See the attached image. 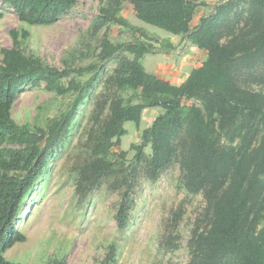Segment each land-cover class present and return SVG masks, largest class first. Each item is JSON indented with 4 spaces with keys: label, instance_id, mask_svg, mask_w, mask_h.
Segmentation results:
<instances>
[{
    "label": "trees",
    "instance_id": "16d2710c",
    "mask_svg": "<svg viewBox=\"0 0 264 264\" xmlns=\"http://www.w3.org/2000/svg\"><path fill=\"white\" fill-rule=\"evenodd\" d=\"M1 1L28 26H52L76 4ZM126 2L139 20L185 38L206 59L174 85L147 72L142 61L154 52L153 44L114 43L106 33L96 61L60 69L25 53L28 29L13 30L14 46L0 51V264H21L5 257L26 241L17 227L21 208L91 99L95 129L79 185L87 181L94 190L114 180L111 186L121 192L115 217L119 231L130 224L140 177L156 181L178 162L184 189L202 194L206 204L190 240L189 264H264V0H222L195 25L202 0H102L89 35L113 24L134 29L122 15ZM118 57L102 91L91 97L106 63ZM87 74L92 78L79 80ZM42 84L49 92L75 98L45 128L18 124L13 109L19 94ZM148 108L163 112L142 131L143 142L132 145L133 161L126 164L127 152L113 161L114 148L128 133L125 125L140 128ZM118 252L112 243L100 264H119ZM47 264L68 263L55 258Z\"/></svg>",
    "mask_w": 264,
    "mask_h": 264
},
{
    "label": "rangeland",
    "instance_id": "374dc122",
    "mask_svg": "<svg viewBox=\"0 0 264 264\" xmlns=\"http://www.w3.org/2000/svg\"><path fill=\"white\" fill-rule=\"evenodd\" d=\"M101 1L76 0L71 11L54 25L28 26L21 24L15 12L0 0V51L14 46L13 30L25 28L30 31V38L22 45L27 55L38 56L60 69H65L67 63L79 68L97 60L99 46L107 33L114 43L153 44L154 52L142 61L147 72L174 85L184 82L205 61V53L190 41L139 20L129 2L124 3L122 15L135 30L113 24L97 35H89L100 13ZM202 1L205 5L200 7L193 25L202 16L211 14L222 0ZM119 57L106 63L91 97L102 91ZM2 59L0 53V62ZM92 76H79V80L85 82ZM74 98L75 95L49 92L45 84L35 89L26 87L16 100L13 118L20 125L29 123L45 128ZM94 101L91 99L81 108L68 140L50 159L22 206L17 227L26 241L16 244L5 257L21 264H47L55 258H64L68 264H100L108 247L116 243L119 264H189L190 240L206 204L202 194H189L184 189L180 163L175 162L156 181L140 177L134 195L135 208L124 231H119L115 219L121 192L111 186L114 180L94 190L87 181L79 185L82 165L89 158L90 134L95 129L91 119ZM162 112L161 108L145 109L140 128L127 123L128 133L122 146L114 148L113 161H121L119 155L127 152L126 164L131 163L136 154L132 145L143 142L142 131ZM146 151L149 153L150 147Z\"/></svg>",
    "mask_w": 264,
    "mask_h": 264
}]
</instances>
